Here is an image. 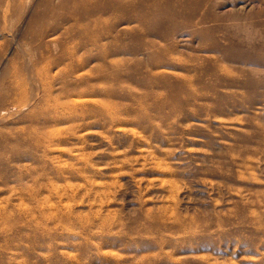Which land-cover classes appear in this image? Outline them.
I'll use <instances>...</instances> for the list:
<instances>
[{
  "label": "rangeland",
  "instance_id": "1",
  "mask_svg": "<svg viewBox=\"0 0 264 264\" xmlns=\"http://www.w3.org/2000/svg\"><path fill=\"white\" fill-rule=\"evenodd\" d=\"M76 1L0 0V264H264V0Z\"/></svg>",
  "mask_w": 264,
  "mask_h": 264
},
{
  "label": "bare ground",
  "instance_id": "2",
  "mask_svg": "<svg viewBox=\"0 0 264 264\" xmlns=\"http://www.w3.org/2000/svg\"><path fill=\"white\" fill-rule=\"evenodd\" d=\"M72 2H75V1H72ZM76 3H78L77 1H76ZM81 3H82V0H81ZM81 3H78V4H81ZM75 4V3H74ZM78 4H77V6H78ZM74 6V5H73ZM75 7V6H74Z\"/></svg>",
  "mask_w": 264,
  "mask_h": 264
}]
</instances>
